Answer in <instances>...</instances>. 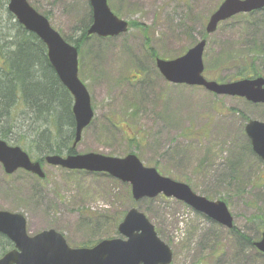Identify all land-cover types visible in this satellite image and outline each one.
Here are the masks:
<instances>
[{
	"label": "rangeland",
	"instance_id": "obj_1",
	"mask_svg": "<svg viewBox=\"0 0 264 264\" xmlns=\"http://www.w3.org/2000/svg\"><path fill=\"white\" fill-rule=\"evenodd\" d=\"M63 38H78L87 23L89 0H28ZM224 0H109L129 27L117 37H91L79 54V78L91 97L94 119L75 149L77 155L123 158L136 155L145 167L189 185L210 201H224L235 228L259 242L264 233V162L249 148V121L264 123V105L217 96L200 87L166 81L150 55L174 60L206 38L205 77L234 80L244 57L264 43V12L235 16L207 35L211 15ZM9 0H1L0 30L12 29ZM150 40L147 45V40ZM264 78V54L255 55ZM20 118L19 132L29 122ZM23 123V124H22ZM25 126V127H24ZM38 160L39 152L10 141ZM28 145V143H26ZM44 180L19 170L7 175L0 164V211L25 216L31 236L62 234L78 248L116 238V221L136 208L173 252L172 264H264V255L232 231L173 198L135 202L131 187L106 174L68 171L48 164Z\"/></svg>",
	"mask_w": 264,
	"mask_h": 264
},
{
	"label": "water",
	"instance_id": "obj_2",
	"mask_svg": "<svg viewBox=\"0 0 264 264\" xmlns=\"http://www.w3.org/2000/svg\"><path fill=\"white\" fill-rule=\"evenodd\" d=\"M93 23L88 35L100 38L117 37L128 32V22L119 19L108 0H89ZM264 10V0H225L210 17L206 32L213 34L220 23L240 14ZM8 11L28 32L35 34L47 48L49 63L62 85L74 99L75 139L73 149L83 131L94 119L91 97L79 78L78 48L68 44L49 21L31 7L28 0H10ZM202 40L185 55L174 60L156 59V66L169 83L201 87L217 96L244 98L252 104L264 105V78L242 79L229 83L209 81L204 77ZM245 133L252 151L264 162V123L249 121ZM48 165L69 171L106 174L131 186L135 202L155 199L160 195L185 203L196 212L227 228H234V217L223 201H210L199 196L184 183L162 176L155 168L143 165L133 154L123 158L99 154L48 156ZM0 164L6 174L24 170L45 179L39 162L31 160L20 147L0 140ZM121 238L103 240L92 248H71L64 236L51 229L29 235L27 220L22 214L0 211V234L9 239L14 249L0 258V264H171L173 252L160 239L154 225L136 208L128 211L118 227ZM254 246L264 255V233Z\"/></svg>",
	"mask_w": 264,
	"mask_h": 264
},
{
	"label": "trees",
	"instance_id": "obj_3",
	"mask_svg": "<svg viewBox=\"0 0 264 264\" xmlns=\"http://www.w3.org/2000/svg\"><path fill=\"white\" fill-rule=\"evenodd\" d=\"M7 13L13 25L6 33L0 30V139L7 143L23 142L30 149L38 150L40 157L36 161L41 163L50 155H74L73 98L51 67L45 45L36 35L29 33L16 22L8 10ZM92 20L90 13L87 23L78 28V38H64L79 49V54L84 44L92 37L87 34ZM129 25L130 28L137 27L146 32L143 25ZM147 42L149 45V38ZM252 47H258V51L249 54L250 57L241 58L235 65L238 69L233 81L262 76L255 55L264 54V43L255 42ZM150 55L153 59L157 58L152 49ZM20 118L29 122L24 135L20 134L17 125ZM125 215L123 213L119 216L117 227ZM231 231L240 244L255 248L250 237L242 234L237 228ZM116 234L118 235V232ZM95 244L88 243L81 247H92ZM12 248V243L0 235V257Z\"/></svg>",
	"mask_w": 264,
	"mask_h": 264
}]
</instances>
